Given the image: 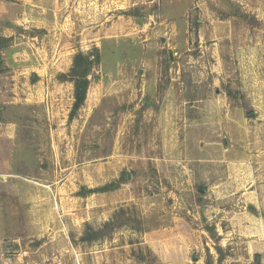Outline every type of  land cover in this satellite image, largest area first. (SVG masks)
<instances>
[{
  "label": "rangeland",
  "instance_id": "obj_1",
  "mask_svg": "<svg viewBox=\"0 0 264 264\" xmlns=\"http://www.w3.org/2000/svg\"><path fill=\"white\" fill-rule=\"evenodd\" d=\"M0 11V259L264 264V0ZM79 53L100 61L71 120Z\"/></svg>",
  "mask_w": 264,
  "mask_h": 264
},
{
  "label": "trees",
  "instance_id": "obj_2",
  "mask_svg": "<svg viewBox=\"0 0 264 264\" xmlns=\"http://www.w3.org/2000/svg\"><path fill=\"white\" fill-rule=\"evenodd\" d=\"M5 1H14V0H5ZM247 18V17H246ZM253 17H248L249 22ZM92 56H95L92 59ZM100 56L98 53L96 54H83L79 53L74 57L73 67L71 68L69 73L62 74L61 80H70L74 83V104L70 113V119H74L77 115L78 111L83 107L86 98L87 92L90 86V81L88 79L90 72L93 67L99 63ZM125 175V173H124ZM118 215L113 217L110 221L106 222L99 229H95L92 226H88L85 234L81 237L83 241L93 242L98 241L103 238L110 236L115 230L122 227L127 222H120L118 220ZM138 224H141V221H138ZM135 229V228H134ZM137 230H141L140 226H138Z\"/></svg>",
  "mask_w": 264,
  "mask_h": 264
},
{
  "label": "crops",
  "instance_id": "obj_3",
  "mask_svg": "<svg viewBox=\"0 0 264 264\" xmlns=\"http://www.w3.org/2000/svg\"><path fill=\"white\" fill-rule=\"evenodd\" d=\"M0 15H3V13L0 11ZM0 254H1V251H0ZM1 258V256H0ZM0 264H22V262L20 261V259L18 258H2L0 259Z\"/></svg>",
  "mask_w": 264,
  "mask_h": 264
}]
</instances>
